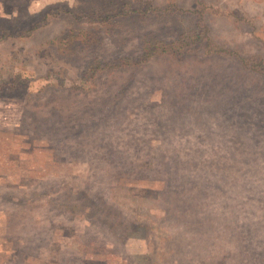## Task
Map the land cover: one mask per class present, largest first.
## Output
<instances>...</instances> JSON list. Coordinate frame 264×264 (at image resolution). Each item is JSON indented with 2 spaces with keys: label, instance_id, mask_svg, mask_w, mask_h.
<instances>
[{
  "label": "rangeland",
  "instance_id": "rangeland-1",
  "mask_svg": "<svg viewBox=\"0 0 264 264\" xmlns=\"http://www.w3.org/2000/svg\"><path fill=\"white\" fill-rule=\"evenodd\" d=\"M0 264H264V0H0Z\"/></svg>",
  "mask_w": 264,
  "mask_h": 264
}]
</instances>
